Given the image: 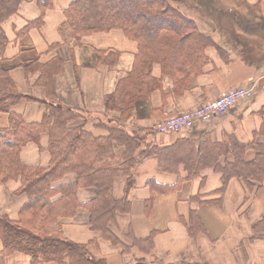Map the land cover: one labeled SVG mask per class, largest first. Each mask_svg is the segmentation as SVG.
I'll use <instances>...</instances> for the list:
<instances>
[{
	"label": "crops",
	"instance_id": "obj_1",
	"mask_svg": "<svg viewBox=\"0 0 264 264\" xmlns=\"http://www.w3.org/2000/svg\"><path fill=\"white\" fill-rule=\"evenodd\" d=\"M71 2L21 0L16 13L2 22L7 44L0 52V87L7 78L24 96L11 111L26 123L40 122L45 103H57L80 113L83 120L76 124H84L96 137L107 135L105 127L121 126L137 141L133 154L138 161L127 192L125 177L112 181V198L129 203L128 211L117 214L115 225L109 227L119 243L90 230V216L83 208L74 218L60 221L63 236L85 245L91 257L104 264H264V174L260 184L249 186L231 177L218 193L222 176L214 169L235 162L230 137L253 144L243 161L252 160L257 145L264 142V0H220L226 12H221L219 24L218 18L190 13L199 32L220 50L207 47L202 73L178 86L177 76L163 74L153 64L151 75L160 79V86L136 103L126 121L106 112L103 100L132 70L137 44L120 30L86 35L76 42L65 22ZM234 9L240 16L237 21L228 13ZM47 64L52 65L50 77L46 69L43 75L38 69ZM238 88L252 90L253 96L226 115L188 131L157 132V124L166 118ZM8 126V114L0 113V128ZM39 143L41 149L32 143L22 147L24 164L48 166L46 134ZM146 151L150 154L139 157ZM209 152L211 159L206 157ZM123 153L124 147L115 145V158L101 166L120 165ZM75 181L76 176L68 174L60 183ZM18 187V181H0V215L13 221L26 200L15 194ZM95 196L94 189L76 191L79 203ZM4 264H30V258L15 253L6 256Z\"/></svg>",
	"mask_w": 264,
	"mask_h": 264
},
{
	"label": "trees",
	"instance_id": "obj_2",
	"mask_svg": "<svg viewBox=\"0 0 264 264\" xmlns=\"http://www.w3.org/2000/svg\"><path fill=\"white\" fill-rule=\"evenodd\" d=\"M20 1L0 0V52L7 44L1 24L16 13ZM188 3L183 10L182 0H72L64 13L66 25L76 42L86 35L120 30L137 44L132 70L103 100L106 112L116 113L120 121L130 119L136 103L147 100L160 86V79L151 75L153 64L157 63L163 74L177 76L178 86L202 73L208 63L207 47L215 46L220 50L219 44L199 32L188 12L201 18H218L215 22L219 24L225 7L220 5V0H189ZM228 13L235 19L240 17L236 9ZM242 28L249 29L246 25ZM51 67L47 64L38 69L42 75L46 69L45 74L48 72L50 77ZM22 98L24 96L5 78L4 86L0 87V113L8 114L9 126L0 128V181H18L15 194L25 196L26 200L17 220L0 215V264H4L6 256L15 253L28 256L30 264H104L93 259L85 245L66 239L60 221L72 219L79 209H86L90 230L100 233L114 245L119 243L109 227L115 225L117 214L128 211L129 203L126 198H112V181L115 177H125L126 192L132 187L131 170L138 161L133 154L138 147L137 141L119 125L104 126L107 135L96 137L84 128V124H76L83 120L80 113L57 103H45L40 122L26 123L11 111ZM94 126L96 128V124ZM43 134L48 137V166L24 164L20 150L28 143L41 149L39 140ZM229 141L235 162L214 168L222 176L218 193H222L231 177H238L249 186L260 184L264 174V142L257 145L258 151L252 160L243 161L253 144L239 143L231 137ZM115 145L124 147L121 164L102 167L115 158ZM149 154L150 151L139 152V157ZM206 157L212 158L210 152ZM68 174L76 176L75 183H60ZM80 188L94 189L95 198L79 203L76 191Z\"/></svg>",
	"mask_w": 264,
	"mask_h": 264
},
{
	"label": "built area",
	"instance_id": "obj_3",
	"mask_svg": "<svg viewBox=\"0 0 264 264\" xmlns=\"http://www.w3.org/2000/svg\"><path fill=\"white\" fill-rule=\"evenodd\" d=\"M252 96V90L244 88L223 92L196 108L166 118L157 124L156 130L159 133H174L192 130L196 124H209L215 118L226 115L239 102L250 100Z\"/></svg>",
	"mask_w": 264,
	"mask_h": 264
},
{
	"label": "rangeland",
	"instance_id": "obj_4",
	"mask_svg": "<svg viewBox=\"0 0 264 264\" xmlns=\"http://www.w3.org/2000/svg\"><path fill=\"white\" fill-rule=\"evenodd\" d=\"M189 0H182V2L184 3V5H182L181 9L185 10V6H189V3H188ZM192 13L191 11L188 12V15ZM190 16V15H189ZM192 18V16H190Z\"/></svg>",
	"mask_w": 264,
	"mask_h": 264
}]
</instances>
